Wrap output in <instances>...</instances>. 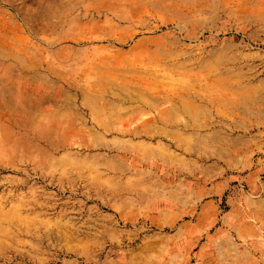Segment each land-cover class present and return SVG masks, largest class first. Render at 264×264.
Returning <instances> with one entry per match:
<instances>
[{"label":"rangeland","instance_id":"1","mask_svg":"<svg viewBox=\"0 0 264 264\" xmlns=\"http://www.w3.org/2000/svg\"><path fill=\"white\" fill-rule=\"evenodd\" d=\"M0 264H264V0H0Z\"/></svg>","mask_w":264,"mask_h":264}]
</instances>
